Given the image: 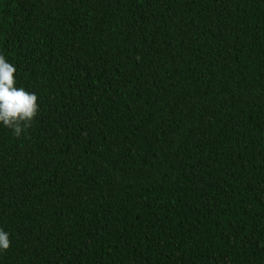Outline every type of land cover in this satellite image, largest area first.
I'll use <instances>...</instances> for the list:
<instances>
[{
    "label": "trees",
    "instance_id": "obj_1",
    "mask_svg": "<svg viewBox=\"0 0 264 264\" xmlns=\"http://www.w3.org/2000/svg\"><path fill=\"white\" fill-rule=\"evenodd\" d=\"M0 55V264H264V0H0Z\"/></svg>",
    "mask_w": 264,
    "mask_h": 264
},
{
    "label": "clouds",
    "instance_id": "obj_2",
    "mask_svg": "<svg viewBox=\"0 0 264 264\" xmlns=\"http://www.w3.org/2000/svg\"><path fill=\"white\" fill-rule=\"evenodd\" d=\"M15 71V66L0 55V125L10 128L14 136L20 137L36 117L39 105L34 92L15 86ZM9 246V233L0 229V251L7 250Z\"/></svg>",
    "mask_w": 264,
    "mask_h": 264
}]
</instances>
